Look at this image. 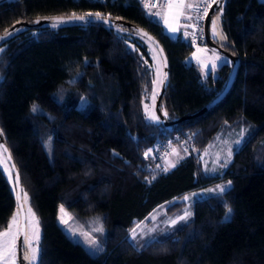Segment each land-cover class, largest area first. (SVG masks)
I'll list each match as a JSON object with an SVG mask.
<instances>
[{"label": "trees", "instance_id": "1", "mask_svg": "<svg viewBox=\"0 0 264 264\" xmlns=\"http://www.w3.org/2000/svg\"><path fill=\"white\" fill-rule=\"evenodd\" d=\"M216 8L221 46L236 62L230 85L203 111L164 124L145 116L154 73L137 39L142 33L117 21L29 24L100 13L146 30L166 56L158 104L165 119L216 98L232 61L201 75L184 61L192 44L182 29L169 36L139 0H0V33L16 24L0 39V135L38 221L36 264H264V0H221ZM114 23L132 32L119 33ZM240 126L247 133L231 159L207 172L201 152L217 133ZM174 145L182 155L165 172L162 158ZM0 155L11 175L0 165L1 230L17 208L1 147ZM228 181L223 193L193 196L191 215L179 219L183 194ZM60 203L76 215H97L100 251L89 253L62 229Z\"/></svg>", "mask_w": 264, "mask_h": 264}, {"label": "rangeland", "instance_id": "2", "mask_svg": "<svg viewBox=\"0 0 264 264\" xmlns=\"http://www.w3.org/2000/svg\"><path fill=\"white\" fill-rule=\"evenodd\" d=\"M199 0H184L185 5L187 4H193L197 5ZM179 0H161L159 4L153 8L149 5H146L144 2H142L143 9L146 15L151 16L153 18L158 19L162 25L163 29L171 36L175 37L178 34V31L182 29L181 35L182 37L189 39L192 44V50L190 53L184 58L185 62H193L201 75H206L210 73L211 75H215L217 67L223 63L229 61V56L222 52L215 50L209 46L206 45L204 41L202 42H192L191 41V24L195 18V8L188 9L185 7L182 10H177L175 7L172 9H169L167 7L168 3H178ZM210 5V6H209ZM207 7V15H209L207 25H208V33L212 40L216 42L217 44L221 45L226 42V39L221 40L218 36L213 35V25L212 20H214L217 16L220 18L221 14V8H216L213 4V1L210 3ZM181 11L182 14L179 16L178 20H174V17L177 15V12ZM186 17H191V19H187ZM165 18L168 19L169 24L172 27H176L178 30L176 32H172L169 29V24H165ZM114 29L118 32V28H123L125 31L122 32H132L130 31L126 26L122 24H113ZM218 31L222 33L221 26H220V19L218 24ZM119 32V33H122ZM223 34V33H222ZM129 37H133L135 35L128 34ZM137 39L144 44L146 47V50L148 52V55L150 57V63L151 67L153 69V80H152V91L149 96V102L147 103V110L145 116L151 120L156 121L159 119V116L157 114V111L155 110L154 106V100L153 96L156 97V94L160 87V80L162 78V67H161V61L158 56V53L156 52V49L151 44L150 41H148L146 38L137 37ZM198 49L205 50V51H198ZM215 53V55L213 54ZM216 55L220 57V59L216 58ZM215 63L216 67L213 69L211 65ZM203 65H207L208 68L206 69ZM153 81H157V83H153ZM152 116L158 117V119H152ZM247 133V128L240 126L238 129L234 130V133L220 135L217 133L213 139V141L201 152V160H202V166L206 167V171L209 173H215L218 171V169H222V167L225 166V164L231 159L232 151L234 148H236L244 139L245 135ZM49 152V150H48ZM182 151L179 150L177 147L169 146L167 154L162 158V166L163 168H170V164H175L176 161L181 157ZM0 165L4 172L8 175V170L5 161L3 160L2 156L0 155ZM226 183V184H225ZM229 185L228 182H224V186L227 187ZM217 186H222L220 184L207 186L205 188L197 189V190H191L181 196V198L184 201L182 213L188 212V205L191 200V198L199 197L200 195L203 196L204 192L206 190H215L217 189ZM218 191V190H216ZM24 193V192H23ZM23 193L21 196L22 205L24 209V217H25V223H24V231L22 235V239L20 242V249H19V255L20 260L24 264H29V260L24 259V255H31V248H38V241L36 240L35 236L38 232L39 235V225L38 227L35 224V221H33L32 217L29 214V201L24 200ZM184 197H188L187 200L184 199ZM61 208L64 209V213L67 215H63L61 213ZM33 212V211H32ZM182 214V215H183ZM13 215L17 216V225L13 227V231L18 232L19 230V213L18 210L15 209L6 225L3 229L0 231H4L8 225L11 223V219ZM65 220H67V224L61 223V217ZM177 219V217H176ZM35 220L37 221V218L35 217ZM56 220L59 223V225L62 227V229L75 241L80 242L85 249L89 253H96L98 251H95L93 246L88 244V239H94L96 241V245L99 247V249L103 248L102 243V234H98L99 232L94 231L95 228L101 227V223L97 219V215L95 214H88V215H76L73 211H71L69 208L64 206L63 204H58L57 207V213H56ZM163 221V220H162ZM83 233H87V238L83 235ZM25 236H27L31 248L27 249V252L25 251L26 245H25ZM38 255V254H37ZM17 259V257H16ZM37 257L34 261H32V264H36ZM17 264L18 261H17Z\"/></svg>", "mask_w": 264, "mask_h": 264}, {"label": "snow or ice", "instance_id": "3", "mask_svg": "<svg viewBox=\"0 0 264 264\" xmlns=\"http://www.w3.org/2000/svg\"><path fill=\"white\" fill-rule=\"evenodd\" d=\"M216 0H213V3H215ZM210 6V5H209ZM167 7L169 9H172L173 7H175L177 10H182L184 9L185 7H187L188 9H193V8H197L198 9V5H193V4H187L185 5L184 3V0H179L178 3H168ZM207 11L208 9L205 8L204 9V13H203V16H206L207 15ZM182 14L181 11H178L177 12V15L174 17V20H178L179 19V16ZM86 16L87 17H92V16H95L97 20H103V22L105 24H109L110 21L107 20V19H104L100 13H87L85 15H81V16H77L75 13L72 14V16L70 17L71 20H78V21H85L86 20ZM203 16L201 18H203ZM187 19H191V17H186ZM53 19V23L51 24V27L53 28H56L58 27L60 24L62 23H65L66 21L63 19V18H52ZM219 16H217L214 20H212V25H213V35L215 36H218L219 39L221 40H224L226 39V37L218 31V24H219ZM36 23H39V20L36 21ZM165 24H169L168 22V19L165 18ZM169 29L170 31L172 32H176L178 29L176 27H172L170 24H169ZM122 31H125V29H123L122 27L121 28H118V32H122ZM7 35H11V33H7ZM143 35H147L146 33H144ZM149 39H151L149 37ZM0 51H3V49H0ZM198 51H205V50H201V49H198ZM215 55V53H213ZM216 58L217 59H220V57L218 55H216ZM145 63H147L145 61ZM206 69L208 68L207 65H203ZM211 67L214 69L216 67L215 63H213L211 65ZM167 78V73H164L163 74V79H166ZM163 79H161L159 82L160 83H163ZM153 83H157V81H153ZM153 99H155V96H153ZM146 110H147V106H145ZM38 106L34 105L33 108H32V111L33 112H36L38 111ZM164 115H167V112L164 113ZM152 119H158V117L156 116H152ZM145 155L147 156L148 153H145ZM13 167H15L13 165ZM169 167H175V164H170ZM163 171H168V168H164ZM11 179V175L9 177ZM16 182L17 184L19 183V175L17 174L16 175ZM153 179H155V177H153ZM230 183V182H229ZM218 190L219 192L223 193L224 191H226V187L225 186H217V189L215 190H212V191H216ZM23 197H24V200L27 201L28 199V194L26 192L23 193ZM185 200L188 199V197H184ZM29 214L30 216L32 217L33 221H35V224L36 226L38 227V221L35 220V213L32 212L31 208H29ZM61 213L63 215H67L66 213H64V209L61 208ZM228 213L230 214L231 213V209L229 208L228 209ZM191 213L190 212H186L184 216H181L179 217L180 220H185L188 218V216H190ZM151 216V214H150ZM153 219H155V217H152ZM61 223L63 224H67V220H65L63 218V216L61 217ZM142 223V222H141ZM141 223H137L136 226L134 228H132L130 230V234H131V239L133 241L136 240V237H137V230L141 228ZM171 223L173 225H175L177 223L176 220H172ZM17 225V216L16 215H13L12 219H11V223L8 225V227L4 230V231H0V264H17V236H18V232H15L13 231V227ZM94 231H97V232H103V227H98V228H95ZM153 231V229H149V232ZM83 235L87 238L88 234L87 233H83ZM36 240L38 241L39 240V235H38V232L36 233V236H35ZM88 244L93 246L94 250L95 251H100L101 249H99V247L96 245V241L94 239H88ZM25 245H26V248H25V251L27 252V249L28 248H31V244L27 238V236H25ZM39 252V249L38 248H31V255H24V259L26 260H29V264H32V261H34L37 257V254Z\"/></svg>", "mask_w": 264, "mask_h": 264}, {"label": "water", "instance_id": "4", "mask_svg": "<svg viewBox=\"0 0 264 264\" xmlns=\"http://www.w3.org/2000/svg\"><path fill=\"white\" fill-rule=\"evenodd\" d=\"M220 3H221V0H216L215 4H216V7L220 6ZM72 15H67V16H46V17H40V18H37L34 22H32L31 24L29 25H37V24H40V23H43V22H51L53 21L52 18H63L65 21H78V20H71L70 17ZM77 16H81V15H77ZM104 19H107L109 20L110 22H113V21H117V22H123L124 24L126 25H129L133 28H135L137 31H139L140 33L144 34L146 33L147 35H144L147 39H149V37L151 39H149L153 45L155 46L158 54H159V57H160V60H161V67H162V78L163 79V74L164 73H167L166 72V56H165V53L160 45V43L157 41V39L152 36L150 33H148L146 30L142 29L141 27H138V26H135L131 23H128V22H125V21H122L120 19H111L109 17H104L102 16ZM206 18H207V15L205 16V19H204V23H203V33H204V42L206 43L207 46L215 49V50H218V51H222L224 53H226L230 60L232 61V66L228 72V75L225 79V82L219 92V94L216 96V98H214L213 100H210L209 102L205 103L200 109H198L197 111L193 112V113H190V114H187L185 116H176V117H173L171 119H165L161 113L158 111V104H159V101H160V98L164 92V89H165V86H166V83H167V78L166 79H163V83H160V87H159V90L156 94V97H155V100H154V106H155V110L157 111V114L159 116V120L160 122L164 123V124H168V123H172V122H175V121H178L180 120L181 118L183 117H188V116H191V115H194V114H197L201 111H203L204 109H206L207 107H209L210 105H212L215 101H217L227 90V88L229 87L230 85V82L232 80V77L234 75V72H235V69H236V62L234 61L233 57L231 56V54L224 50V48L217 44L216 42H214L212 40V38L210 37L209 33H208V25H207V21H206ZM86 19L87 20H94V21H101L103 22V20H97L95 16H92V17H87L86 16ZM39 20V23H36V21ZM20 24H26L24 21H21ZM16 24H12L11 26H9L8 28H6L5 30H3L1 33H0V39L3 38L5 35H7V33H9L14 27H15ZM0 147H1V150L4 154V157L12 171V182H13V187H14V194H15V203H16V208L18 210V213H19V230H18V236H17V261L19 264H24L21 262L20 260V255H19V249H20V242H21V239H22V235H23V231H24V223H25V217H24V209H23V205H22V200H21V189H20V184L16 182V175L18 174V171H17V168L11 158V155L8 151V148L6 147L1 135H0ZM13 165L15 167H13Z\"/></svg>", "mask_w": 264, "mask_h": 264}, {"label": "built area", "instance_id": "5", "mask_svg": "<svg viewBox=\"0 0 264 264\" xmlns=\"http://www.w3.org/2000/svg\"><path fill=\"white\" fill-rule=\"evenodd\" d=\"M91 1H97V2H110L112 0H91ZM141 2H144L146 5H149L150 7H156L161 0H139ZM213 0H199L197 5L199 6L198 9L195 8V18L191 24V41L192 42H202L204 41V33H203V23L205 16H203L204 9L208 7V5ZM203 16V18H201Z\"/></svg>", "mask_w": 264, "mask_h": 264}, {"label": "crops", "instance_id": "6", "mask_svg": "<svg viewBox=\"0 0 264 264\" xmlns=\"http://www.w3.org/2000/svg\"><path fill=\"white\" fill-rule=\"evenodd\" d=\"M162 24V23H161ZM162 28H163V25H162ZM164 30V29H163ZM165 31V30H164ZM166 32V31H165ZM167 33V32H166ZM168 34V33H167ZM169 35V34H168ZM170 36V35H169Z\"/></svg>", "mask_w": 264, "mask_h": 264}]
</instances>
